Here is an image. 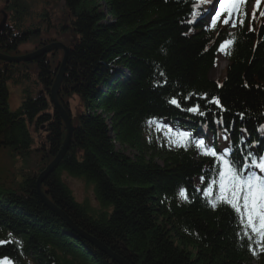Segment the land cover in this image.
Returning <instances> with one entry per match:
<instances>
[{
	"label": "trees",
	"instance_id": "trees-1",
	"mask_svg": "<svg viewBox=\"0 0 264 264\" xmlns=\"http://www.w3.org/2000/svg\"><path fill=\"white\" fill-rule=\"evenodd\" d=\"M62 1L70 21L66 30L60 25V35L69 50L57 97L67 112L71 96L81 108L71 117L60 161L42 179L45 195L77 229L127 264H264V251L255 237L243 236L234 211L223 204L214 209L197 193L195 180L204 177L201 189L207 187L213 159L192 146L164 145L148 123L174 117L191 128L205 124L206 140L217 145L227 130L234 143L244 137L245 152L255 144L262 153L264 33L256 31L255 20L232 32L212 31L189 23L201 0ZM4 8L0 54L18 55L27 51L20 50L24 44L35 49L55 40L25 21L20 0H7ZM41 16L49 25V13ZM233 38L224 75L210 78L219 45ZM61 57L55 51L27 62L0 61V150L23 165L38 153L37 173L64 140L49 98ZM9 83L21 87L14 108ZM189 94L182 107L200 103L205 117L168 103ZM213 97L219 106L208 102ZM40 129L44 142L34 148ZM21 176L15 188L0 187V241L7 242L0 244V257L13 264H121L41 201L29 165ZM67 176L90 185L95 204L77 201ZM182 188L188 200L180 197Z\"/></svg>",
	"mask_w": 264,
	"mask_h": 264
},
{
	"label": "snow or ice",
	"instance_id": "snow-or-ice-1",
	"mask_svg": "<svg viewBox=\"0 0 264 264\" xmlns=\"http://www.w3.org/2000/svg\"><path fill=\"white\" fill-rule=\"evenodd\" d=\"M208 2L213 5H218L215 8L214 15L211 17V27L216 28L218 22L223 25L237 26V22L243 25L244 19H234V17L246 16L247 13L242 11V5L245 0H201V3ZM261 0H256V8L253 10L252 16L255 19L256 11L259 9ZM199 7V5H195ZM202 15V12L194 11L193 23L196 17ZM259 15L264 17V11H259ZM234 43L233 39L224 40L219 50L229 54L226 50ZM163 75V73H161ZM193 94L188 96H173L168 103L174 105L183 111L197 114L205 117L208 113L201 110L200 103H194L191 107H182L183 102L191 100ZM216 105H220V100L213 97L208 101ZM240 118L244 119V114H240ZM218 125H223V120L214 121ZM155 124L157 130L165 129V136L170 145L183 147L187 149L189 146H194L199 153L213 159V167L208 170L212 174L210 182H207V187L203 189V194L210 206L216 208L218 205L229 206L236 214L240 225L243 229V236L249 241L255 237V243L264 251V155L259 151H244L247 146L244 137L241 136L238 144L230 139V134L227 130L221 136V139L228 142L227 147H220L217 150V145L212 140L197 137L193 139V134L189 131L174 130L156 118L148 121ZM264 130V126H261ZM244 129L242 132H246ZM251 147H254L251 146ZM207 175V173H206ZM204 180V177H201ZM180 197L184 200L189 199V194L185 189H181ZM7 243L0 241V244ZM0 264H13L9 257H0Z\"/></svg>",
	"mask_w": 264,
	"mask_h": 264
},
{
	"label": "rangeland",
	"instance_id": "rangeland-1",
	"mask_svg": "<svg viewBox=\"0 0 264 264\" xmlns=\"http://www.w3.org/2000/svg\"><path fill=\"white\" fill-rule=\"evenodd\" d=\"M20 2L21 4H23V10L26 11L25 21L36 22L37 27H41L42 30H47L48 34L53 36L55 39L48 43L42 44L39 48L56 42V39L57 41L61 42L62 39L60 33L62 30L60 29V25L64 24V30H66L68 29L67 21H70V15H68L67 9L65 8L62 0L58 1L57 3H50L48 0H20ZM247 2V9L249 12H252V10L256 7V0H247ZM5 4L7 5V0H0V20L3 18V16H5V21L8 22V13L4 8ZM6 9L8 10L7 7ZM43 10H46V12L49 13V19L47 20L49 22V25H46L45 19H41V13ZM24 49L32 50L29 44H24L23 46H21L20 50ZM55 51L61 52V50H54L53 52ZM226 64L227 60L225 59L223 52L219 50L215 56V62L211 67L208 76L213 79L221 77L222 75H224ZM9 84V107L14 108L15 105H17L19 102V90H21V87L12 83ZM69 108V115L71 117H75L79 109L81 108L79 99L76 96H72L69 99ZM38 134L39 135H37L36 137L34 136V148L36 146V143L40 144V141L44 142L43 132L41 131V129L39 130ZM31 153L32 157L29 158L28 162L23 165L21 160L18 157L14 156V154H12L9 150H0V187L12 189L15 188L17 183L22 178L21 175L26 172L28 165L30 168V175H38V173L36 172L37 168H32L34 162L37 159L38 153L34 151ZM67 183L74 198L77 201L82 202L83 200H87L89 203L95 204L93 200L92 188L90 185L85 184L81 179L71 178L68 176Z\"/></svg>",
	"mask_w": 264,
	"mask_h": 264
},
{
	"label": "water",
	"instance_id": "water-1",
	"mask_svg": "<svg viewBox=\"0 0 264 264\" xmlns=\"http://www.w3.org/2000/svg\"><path fill=\"white\" fill-rule=\"evenodd\" d=\"M2 28H3V20L0 24V30ZM57 49L63 50L64 54H63V58H62L60 66H59L58 72L55 76L54 82L50 88V100L54 104L55 110L57 111L58 115L60 116V118L64 124L66 134H65V138H64V141H63V144H62L60 151L56 154L54 159L45 167V169L39 174V176L36 179L37 194L39 195L41 201L45 205H47L49 208H51L53 211H55L65 221V223L70 228L75 230V232H77L79 235H81L86 240L92 242L94 245H96L98 248H100L101 250L106 252L110 257L114 258L119 263L127 264L126 262H124L120 258H118L116 255H114L110 251H108L106 248H104L100 243H98L92 237L88 236L84 232L77 229L67 217H65L58 209H56V207L53 205V203H51L47 199V197L44 195V193L41 191L42 179L44 178L45 174H47L52 168H54L58 164V162L60 161V159L63 155V152H64V150L68 144V141L70 140V136H71V132H72V125H71L70 118H69L68 114L66 113V111L62 108V106L59 104V102L57 100V93H58L59 85H60V82H61V79H62V76L64 73L63 61L65 59V56L68 53V48H66L65 46H62L61 43L54 42V43H50L46 46H42L41 48H39L33 52H30V53H27L24 55H20V56H4V55L0 54V60H3L5 62H20V61L25 62V61L34 60L35 58L39 57L43 53L49 52L51 50H57Z\"/></svg>",
	"mask_w": 264,
	"mask_h": 264
},
{
	"label": "bare ground",
	"instance_id": "bare-ground-1",
	"mask_svg": "<svg viewBox=\"0 0 264 264\" xmlns=\"http://www.w3.org/2000/svg\"><path fill=\"white\" fill-rule=\"evenodd\" d=\"M61 45L64 46L63 43H61ZM11 56H13V55H11ZM51 104H52V106H54L53 103H51ZM56 113H57V111H56ZM57 114H58V113H57ZM58 116H59V115H58ZM59 118H60V116H59Z\"/></svg>",
	"mask_w": 264,
	"mask_h": 264
}]
</instances>
